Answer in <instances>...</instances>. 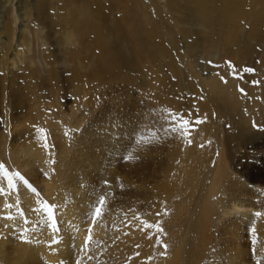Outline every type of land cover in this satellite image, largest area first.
<instances>
[{
    "label": "bare ground",
    "instance_id": "6f19581e",
    "mask_svg": "<svg viewBox=\"0 0 264 264\" xmlns=\"http://www.w3.org/2000/svg\"><path fill=\"white\" fill-rule=\"evenodd\" d=\"M141 1L123 0L121 4L129 13L125 16L127 18L123 20V25H120L119 21L111 18L113 12L110 15V11L109 13L106 11L111 7L102 5L99 0H0V70H5L4 76L0 77V96L2 95L3 102L7 100L5 106L13 105L14 102L20 104L18 97L21 96L15 93L13 88L15 72L11 63L15 60L5 64V59L10 57L16 59L20 47L29 45L31 31L27 30V25L37 20L44 26L43 19L45 21V14L49 13V9L65 10L67 13L59 15L60 20L56 22V25H61L67 18V30L69 28L67 24L73 22V26L70 25L72 28L70 33L65 31L67 32L65 39L70 40L73 36L84 42L89 33L93 32L96 37L91 38V42H84L86 45L103 50L106 48L116 50L119 47L117 44L120 42L121 45L124 42L123 30L129 25L130 11H134L137 5L142 3ZM164 5L169 11L168 21H171L184 35L183 38L193 39L197 36L201 40V37H206L201 41L202 44L207 43L204 47L206 49L218 48L221 43L226 45L227 41L224 37L221 38V29L227 24L231 25V28H241L239 21L241 18H246L250 22L249 24L247 21L249 34L255 33L253 30L258 29L260 25L264 26V0H165ZM14 12H17L16 18L20 19L23 29L17 45L14 43L12 29ZM49 17L52 19L51 15ZM111 24H114L113 28ZM136 26L137 29L141 28L139 24ZM103 28L106 29L107 35L113 36V41L112 38L110 39L111 43L109 39L106 42L102 41L107 36ZM144 31L148 36L150 35L149 38L152 37V29H144ZM212 35L216 40H209ZM241 44L238 39L237 45ZM195 46L192 43L187 44L185 51H191ZM244 46L245 53L253 49L251 44L245 43ZM194 60L193 58L188 61V74L200 80L199 65ZM201 81L213 92V99L218 102L215 103L221 116L223 114L227 116L228 122L231 123L233 131L226 133L229 145L233 141L246 143L255 140L258 136L250 131L249 125L252 113L247 115L245 110H241L242 100L235 85L231 84V88L229 86L225 88V85L217 84L218 81H214L211 77ZM120 120L114 119V122L121 123L119 128H122V131L114 130L113 123L107 125L100 121L94 123L89 120L90 123L87 124L93 122L95 125L84 126L86 119L83 118L80 120V130H64L53 124L50 129L51 147L41 141L39 134L31 131L26 136L23 135V129L17 134L16 129L12 127L13 139L9 141V155L13 166L25 177L27 183L15 176L14 186H9L2 174L0 175V264H61V262L63 264H210L211 258L216 261L219 256H222L223 264L251 262L264 264V192L248 186L249 183L240 176L225 181L226 177L234 172L248 175L250 179L251 177L255 179L259 173L253 174L252 167L238 171L239 165H236L228 155L229 147H226L225 140L222 149L218 147L220 152V157L216 160L219 161L216 171L218 182L215 184V181H212L210 185L202 186L204 180L207 182L212 177L207 176L206 163L209 158L212 159L213 156H210L216 147L214 145L211 151V147L207 146L212 131H209V127L196 142L198 146H196L195 159L194 156L189 157L191 148L188 147L189 145L185 146L187 144L178 146L179 148L171 144L169 149H160L162 145L151 147L148 143L150 147L145 146L146 150L141 148L144 146L141 143L140 150L136 151H144L141 152L142 164L133 165L131 160L118 170L115 162L123 157V154L128 156L131 153V146H134L132 152H135L134 137L139 132L136 130L133 134L132 128L127 124L124 126ZM73 123L78 126V122L73 121ZM101 124L106 130L98 132V126ZM259 138H262V141L260 139L259 141L264 144V137L260 135ZM181 140L184 141L183 137ZM171 141L174 143L173 140ZM194 152L193 150L192 154ZM132 173L136 175H131ZM105 175L110 177L111 182H119L121 187L128 185L136 189L123 187L121 194L125 197L122 200L117 197L114 199L115 197L112 196L115 195L107 194L103 205H100L101 214L97 216L94 200H88V196L107 188L101 179ZM224 181L226 195L222 193L221 199H212L216 190L224 185ZM206 186L208 195L205 197L206 195L202 194L199 202L202 215L197 219L200 227L196 229L200 233V238L192 242V237H196L192 231L193 224L186 223L188 227H185L178 222V216L181 213L189 216L190 203L196 200V194H201L198 192L199 189L203 188L204 193ZM254 194L261 196L256 199ZM45 203L56 206L53 210L55 227L43 207ZM119 208L130 216V220L122 225L118 224L117 218L112 215V211ZM257 212L260 213L259 216L255 215ZM227 216L229 219L222 223L221 231L227 239H224L226 241L223 251H220L216 247L218 242L216 243L215 240H218L213 232V217L221 220ZM151 220L155 221L154 225L160 222L159 228L148 227ZM248 221L256 235L254 245L249 241L252 233L249 236L245 235L242 227ZM100 222L108 230L107 234L96 244L87 245L91 238L102 237L103 227L100 226ZM153 232L156 233L155 236L152 235ZM99 252L103 255H97ZM196 256L199 258L195 261ZM220 262L218 260L214 264Z\"/></svg>",
    "mask_w": 264,
    "mask_h": 264
},
{
    "label": "rangeland",
    "instance_id": "374dc122",
    "mask_svg": "<svg viewBox=\"0 0 264 264\" xmlns=\"http://www.w3.org/2000/svg\"><path fill=\"white\" fill-rule=\"evenodd\" d=\"M99 2L108 8L111 7L106 10L107 13L110 11L111 15V12H113L111 18L123 25L127 18L125 16H128L129 13L125 11L123 4H121L123 0H99ZM141 2L135 8L136 10L130 11L129 25H127L126 30H123L122 40L124 42L121 45L120 42H117L119 47L116 50L114 48L103 50L99 47L98 49L96 46L86 45L85 43L91 42V38L96 37L93 32H90L86 37L85 43L73 36L70 40L65 39L67 32L70 33L69 31L72 30L70 25L73 26V22L70 19L71 24H67L69 26L68 30L66 29L67 18L61 25H56V22L60 20L59 15H64L65 10L49 9V13L45 14L46 22L43 19L44 26L40 25L37 20L27 25V30L31 31L29 45L18 46V48L20 47V53L16 59H10V56V58L5 59V64L15 60L11 63L15 72L13 78L15 85L13 88H15L14 92L21 97H18L20 104L15 102L14 104L17 106L9 104L10 108L8 109V106H5L7 100H5L6 103L3 102L2 95L0 96V163L4 164L14 181L15 173L19 171L13 166V161L9 155V141L13 139L12 127L16 129L17 134L20 133L21 129H23V135L26 136L31 131L39 134L41 141L46 142L44 144L51 147L50 129L53 124H57L64 130H80V120L83 118L86 119L83 123L84 126L95 125L94 123L100 121L107 125L113 123V129L119 130L121 123L119 121L114 122V119H121L120 122H123L124 126L127 124L132 128L133 134L136 130H139V132L137 133L138 136L134 137L135 152H132L134 146H131V155L126 156L123 154L121 158L118 156L120 159L115 162L118 170L122 169L125 163L131 160H133V165L142 164L143 156L141 155L143 153L141 152L143 150L136 151L137 149L140 150L142 144L144 146L141 148L146 150V147L157 144L159 147L160 145L163 146L160 149H169L172 145L181 147L187 144L185 146L189 145L188 147L191 148L189 157L194 156L195 159L196 146H198L196 142L202 138L201 134L204 130L208 131L207 127H209V131H212L210 132V139L208 138L210 141L207 140V146L211 147V151L214 145L216 147L210 156H213L212 159L209 158L208 163H206L209 168H207V176L211 175L212 177L210 176L211 178L207 182L204 180L202 186L205 187V184L210 185L212 181H215V184L218 182L219 178L216 172L219 165V161L216 160L220 157L218 147L222 149L226 143V147H229L226 148L228 155L236 165H239L238 171H243L245 167L250 169L252 167L251 172L253 174L259 173V175L255 179L253 177L250 179L248 175L234 172L229 174L225 181L240 176L249 183L248 186L264 192V144L260 142L262 138H259L260 135L264 137V26L260 25L258 29L253 30L255 33L249 34L247 32L249 29L248 20L241 18L239 20L241 28H231V25L228 26L227 24L221 29V38L224 37V40L227 41L226 45L221 43L217 46L218 48L206 49L204 47L207 43L202 44L203 42H201L206 37H201V40L197 36H194L193 39L189 37L184 39V35L176 29L171 21H168L169 11L164 5L165 0H142ZM94 6L93 9H96L95 4ZM16 13H13L12 29L14 43L17 45L19 43L18 37L23 29L20 19L16 18ZM50 15L52 19L49 17ZM248 23L250 24L249 21ZM138 24L141 26L139 29L136 26ZM113 25L111 24V28H113ZM144 29H152V37L155 36V38H149L150 35L148 36ZM103 31L106 34L105 28H103ZM108 39L111 43L110 39L113 41V36L107 35L102 41L106 42ZM238 39L242 42L239 46L237 45ZM209 40L216 39L212 35ZM185 42L188 45L192 43L196 46L191 51H185V45H187ZM245 43L253 46L251 52L245 53V50H243ZM196 47L198 51H196ZM201 47L202 49H200ZM104 51L106 52L104 53ZM6 53L8 54V51ZM193 58L199 65L198 75L200 80L188 74V61ZM229 61H231V66L228 63ZM246 69H253V71H247ZM4 74L5 70H0V77ZM208 77L218 81L217 84L219 85H225V88L228 86L231 88V84L235 85L242 100L241 110H245L244 112H247V115L252 113L251 124L249 123V125L250 131L256 134V137L258 136L255 140L243 142L245 145L233 141L229 145L226 133L232 132L233 129H231V123L228 122L227 116L224 114L221 116V112L219 113L218 102L213 99L214 94L209 90V86L207 87V85L201 83V80ZM89 120L94 123L87 124L90 123ZM73 121L78 122V126L75 123L77 128H75ZM184 121H187V123H184ZM101 130H106L103 124L98 126L97 129L98 132H101ZM120 130L122 131V128ZM219 133L222 135H219ZM182 137L184 141L181 140ZM170 139L174 143H171ZM148 143L151 145L149 146ZM193 150L195 151L194 154H192ZM134 157L135 159H133ZM209 160H211L210 163ZM133 174L135 173L131 175ZM0 175L8 183V178L2 170H0ZM230 175L232 176L230 177ZM101 179L107 188L99 193L93 192L88 196V200H94V209L100 207L99 201L102 195L103 198L107 194L115 195L112 196L115 197L114 199L117 197L122 200L125 197L121 194L124 188H135L128 185L127 187H125L126 185L121 187L119 182H111L108 175L103 176ZM134 180L135 178H133ZM225 181L223 182L224 185L216 190L212 199H221L223 197L222 193L226 195L224 193L226 189ZM202 191L203 188L199 189L198 192H201V194H196V200L190 203L189 216L183 215L184 213L178 216V222L185 225V227H188L186 223L193 224H191L192 231L196 237H192V242L200 238V233L196 229L200 227L197 219L202 215V207H199L201 206L199 202L202 194L207 197V186L204 193ZM254 196L257 199L261 195L254 194ZM251 199L253 198L251 197ZM100 208L102 209V207ZM112 215L117 218L116 221L120 225L130 220L128 213L121 208L112 211ZM164 219L166 218L164 217ZM228 219L229 216L221 220L213 217V232L218 240H215L216 243L218 242L216 247L220 251H223V245L226 241L224 239H227L221 233L222 223H225ZM151 224L154 225L155 221L151 220ZM158 224L161 223L158 222ZM149 225L148 227H150ZM183 225L182 227L185 228ZM250 225L248 221L242 227L245 235L253 234H251L249 241L253 242L252 245H254L256 235ZM100 226L103 227L102 237L91 238L87 245L96 244L107 234L108 230L105 229L102 222H100ZM155 234V232L152 233L153 236ZM251 252H254V248ZM101 253L99 252L97 255L102 256ZM199 256L194 257V260L196 261ZM258 258L260 257L258 256ZM216 259V261H221L220 264H223L222 256ZM216 261L211 258L210 264H214ZM250 264L259 263L251 262Z\"/></svg>",
    "mask_w": 264,
    "mask_h": 264
},
{
    "label": "snow or ice",
    "instance_id": "6c2138e0",
    "mask_svg": "<svg viewBox=\"0 0 264 264\" xmlns=\"http://www.w3.org/2000/svg\"><path fill=\"white\" fill-rule=\"evenodd\" d=\"M228 63H229V65L231 66V61H229ZM246 70H247V71H253V69H246ZM222 79H223V78H222ZM241 91H243V89H241ZM184 123H187V121H184ZM254 126H255V125H254ZM0 170L3 171V174H4L5 176H7L9 186H14V185H13V177H12L11 175H9V172H8V170L4 167V164H3V163H0ZM15 176L19 177L22 181H24L25 183H27V180H25V177L22 176L19 172H16V173H15ZM99 203H100L101 206L103 205V203H104V198H103V197L100 198ZM43 207H44L45 211L48 213L49 218L53 220V227H55V217H54V214H53V210H54V208H55L56 206H55V205H50V204L45 203V204L43 205ZM100 214H101V208H100V207H97V208L95 209V215L99 216ZM255 215H256V216H259L260 213L257 212V213H255ZM149 226H150V227H157V228H159V225H158V224H157V225H149ZM88 239H90V236H89ZM86 243H87V241H86ZM165 247H166V246H165ZM61 264H63V262H61Z\"/></svg>",
    "mask_w": 264,
    "mask_h": 264
}]
</instances>
